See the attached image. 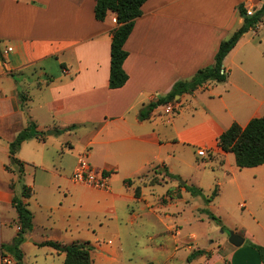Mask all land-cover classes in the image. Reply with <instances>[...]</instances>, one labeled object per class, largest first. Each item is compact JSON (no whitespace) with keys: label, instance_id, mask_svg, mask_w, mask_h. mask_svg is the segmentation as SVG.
Returning a JSON list of instances; mask_svg holds the SVG:
<instances>
[{"label":"crops","instance_id":"obj_1","mask_svg":"<svg viewBox=\"0 0 264 264\" xmlns=\"http://www.w3.org/2000/svg\"><path fill=\"white\" fill-rule=\"evenodd\" d=\"M263 2L146 0L124 45L128 56L123 67L128 80L111 88L115 13L110 11L104 20L97 19L96 0H0V53L4 56L0 78L11 82L9 75L22 77L11 82L15 88L9 89L10 97L0 91V105L7 108L3 117L6 122L10 116L19 121L22 105H28L30 121L45 132L24 140L18 149L16 156L24 168L21 175L11 163V170L3 167L7 174L0 177V247L17 236L18 212L13 198L21 196L24 183L18 192L17 181L23 180L32 164L33 184H26L31 196L25 201L33 213L34 227L25 234L23 252L26 241L38 245L51 239L36 234L50 228L60 233L52 240L96 243L100 254L93 255V264H116L120 245L113 244H121L126 236L137 237V227L157 217L164 229L156 230L152 237L158 239L153 242L162 254V264H178L179 257L197 264H263L258 250L247 243L258 241L245 232L240 246L227 239V255L213 252L210 258L207 254L194 256L195 250L209 247L188 245L197 236L195 232L183 234L176 221L181 210L173 205L188 201L185 185L198 187L179 165L187 150L196 156L205 148L212 160L223 158L230 152L218 145L219 135L233 122L245 126L251 118L264 116V23L245 32L224 58L226 81H210L180 95L175 115L162 104L150 117L139 118L140 109L168 93L176 81L189 79L199 68L214 63L221 41L244 22L240 6L254 11ZM8 47L11 49L5 53ZM23 91L22 103L19 94ZM9 98L16 99L11 109ZM30 121L22 123L21 130ZM49 129L57 131L47 134ZM64 144L59 157H75L77 161L87 152L94 167L109 171V188L74 181L71 175L76 162L68 167L61 159L53 168L37 158L57 157L55 153ZM26 146L35 150L34 158L23 155ZM54 161L52 158L51 164ZM37 168L45 172V178L36 177ZM156 168L161 182L143 184L139 177ZM230 168L234 170L233 165ZM244 168L259 170L264 163ZM176 176L185 183H176ZM161 184L166 186L165 193L159 200L150 198L148 194ZM56 187L63 193L52 198L48 192ZM44 247L48 254L65 257L64 252ZM218 248H223L221 243Z\"/></svg>","mask_w":264,"mask_h":264},{"label":"rangeland","instance_id":"obj_2","mask_svg":"<svg viewBox=\"0 0 264 264\" xmlns=\"http://www.w3.org/2000/svg\"><path fill=\"white\" fill-rule=\"evenodd\" d=\"M264 23V20L261 24ZM4 56L0 53V73L2 72V63ZM11 82L14 80H21V76L18 74L9 75ZM6 77L0 78V91L3 90L4 95L10 97L9 89L13 90L15 87L11 85ZM16 87L21 90V84H16ZM26 93L23 91L19 94L22 100ZM1 97V92H0ZM23 103V101H21ZM1 104V103H0ZM16 104V99H8L9 109L12 105ZM23 114L22 118L18 121L10 116L5 121L3 117L4 111L7 108L0 105V177L6 176L4 168L11 170L10 158H9V142L13 136L17 134L23 128L25 122H29L30 119V107L22 105ZM176 114V113H175ZM174 114V115H175ZM23 123V124H22ZM47 131V130H46ZM66 144L60 148L55 155L57 157H37L43 158L48 166L54 168L58 165L59 160L65 159L66 166L72 167L76 162L75 157H59L61 150H65ZM26 151L23 155L25 157H32L33 148L26 146ZM198 153V152H197ZM55 160L51 164V159ZM224 158V159H223ZM221 156V158H210V154L206 156H199L198 154L193 155L191 150H187L183 160L179 161V165L183 167L185 174H188L190 181L201 188V192L194 195L190 190L185 194L188 199L179 201L173 205V208H178L181 212L177 215V223L182 226L183 234L195 232L197 238L196 241L189 243L195 247H209L207 252L211 255H206L210 258L213 252L216 254H226L225 247H230L229 242V231L232 230L243 236V232L249 233L260 244H264V168L255 170L254 168H238L234 153L230 152L227 156ZM200 164V165H198ZM75 165V164H74ZM233 165L234 170L230 168ZM15 166V165H14ZM31 168L25 172L22 181H17V191H21L22 184H33L34 165L30 164ZM4 167V168H3ZM16 168V166H15ZM8 170V171H9ZM18 168H16V172ZM260 171L262 175L258 172ZM19 173V171H18ZM36 177L45 178V172L37 168ZM143 184H156L161 182L158 168L145 173L139 177ZM184 178H176V183L183 184ZM200 184V185H198ZM192 186V185H191ZM215 187H218L219 193L212 198V201L207 203L205 198L212 195ZM35 189V188H34ZM165 184L156 185L154 190L151 191L148 196L150 198L159 197L165 193ZM45 191V189L43 190ZM42 191V192H43ZM40 192V194L42 193ZM58 193H63L62 189L57 187L54 190H50L48 195L52 198H56ZM156 201V200H155ZM32 204L35 205L34 200ZM202 207L204 209H201ZM172 208V207H171ZM212 215L216 216L220 221L214 219ZM148 223L137 227L138 236L129 237L126 236L120 243H114L113 245L118 246V259L116 264H144L152 261L153 264H162V254L156 250L155 243L153 241L158 240L156 235L152 237V233L155 234L156 230L164 229V225L157 217H153L151 220H147ZM175 221V222H176ZM152 222V223H151ZM151 223V224H150ZM39 229V228H38ZM40 231V230H39ZM36 232L37 235L45 234L48 238L57 239L60 233L50 228L42 232ZM148 234V235H147ZM91 242V241H90ZM92 243V242H91ZM223 248H218V244ZM246 243V241H245ZM101 244V243H97ZM232 244V243H231ZM94 252L92 253L95 257L100 254L99 250L96 249V243ZM187 245V243H186ZM185 245V246H186ZM233 245V244H232ZM46 247L39 246L33 242L26 241L24 245V261L27 264H63L64 254H48ZM58 251V250H57ZM182 252V251H180ZM13 258V257H12ZM1 260V257H0ZM14 260V258H13ZM15 261V260H14ZM2 262V261H1ZM185 261V257H179L178 264H197ZM202 263V262H201ZM2 264H7L3 263ZM108 264V263H105ZM215 264H225L223 261H218Z\"/></svg>","mask_w":264,"mask_h":264},{"label":"trees","instance_id":"obj_3","mask_svg":"<svg viewBox=\"0 0 264 264\" xmlns=\"http://www.w3.org/2000/svg\"><path fill=\"white\" fill-rule=\"evenodd\" d=\"M146 0H96L95 16L97 19L104 20L108 12H113L117 18V25L112 31L111 41V60L109 86L118 88L123 86L128 80V73L123 67V63L128 56L124 45L134 27L135 19L142 14V4ZM240 13H246L243 24L236 29L228 38L221 41L215 54L214 63L199 68L189 79H180L174 83L171 90L151 101L140 109L139 118L146 119L151 116L153 110L159 105L170 101H179L177 95L194 92L205 83L210 81L224 82L227 79V71L223 65L224 58L234 48L241 36L250 29H254L264 20V2L249 14L247 9L240 6ZM22 101L25 96L22 97ZM61 129H59L60 131ZM45 134L44 131L37 129L34 121H30L28 126L20 130L9 144V158L11 164L18 168L21 175L24 168L23 162L16 156L22 142L32 137H38ZM218 145L225 152H232L235 155V161L238 167H253L264 163V116L251 118L245 126L238 122H233L218 137ZM179 178L178 176H176ZM127 182L130 179L126 180ZM194 195L201 192V189L194 186L185 185ZM215 187L212 195L206 197L207 203L212 201L219 191ZM140 189L137 187L136 195L139 196ZM31 196V188L23 185L21 196H14L13 203L18 212V232L12 243L2 244L0 247V256L10 254L16 260V264H27L24 262V252L21 244L25 239V234L33 229V213L28 207L25 198ZM214 219H218L212 215ZM254 246L264 264V245L255 244L247 241ZM39 246H51L54 249L64 252L63 264H93L94 245L90 241H74L71 243H62L57 240H44L38 243ZM194 256L199 254L210 255L205 249H197L193 252Z\"/></svg>","mask_w":264,"mask_h":264},{"label":"built area","instance_id":"obj_4","mask_svg":"<svg viewBox=\"0 0 264 264\" xmlns=\"http://www.w3.org/2000/svg\"><path fill=\"white\" fill-rule=\"evenodd\" d=\"M252 12L253 10H248L249 14H252ZM115 20L117 21V18ZM10 49L11 48L8 47L7 49H5L4 52L7 53L8 51H10ZM175 103V101H170L164 104V106L166 107V111L171 115L176 113L177 108ZM198 154L201 156H206L207 151L205 148H201L198 150ZM109 176V171L100 170L94 167L88 158L87 152H84L78 157L71 178L74 181L84 182L96 186L98 188L107 189L110 186ZM0 257L3 263L16 264V260L14 259V261V257L10 254L3 255Z\"/></svg>","mask_w":264,"mask_h":264},{"label":"water","instance_id":"obj_5","mask_svg":"<svg viewBox=\"0 0 264 264\" xmlns=\"http://www.w3.org/2000/svg\"><path fill=\"white\" fill-rule=\"evenodd\" d=\"M243 16H246V13L243 14ZM180 95H177L176 98L178 99ZM56 129H49L46 131L47 134H51L53 132H56ZM183 184L185 183V181L182 182ZM245 238L244 236L230 230L229 231V241L235 245V246H240L241 244H243Z\"/></svg>","mask_w":264,"mask_h":264}]
</instances>
